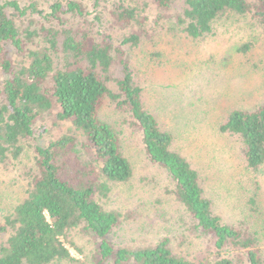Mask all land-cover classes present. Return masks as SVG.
<instances>
[{"label":"trees","instance_id":"obj_1","mask_svg":"<svg viewBox=\"0 0 264 264\" xmlns=\"http://www.w3.org/2000/svg\"><path fill=\"white\" fill-rule=\"evenodd\" d=\"M147 1L161 18L179 0ZM182 1L170 28L175 37L204 41L216 24L241 19L256 22L264 33V0ZM88 2L85 8L79 0H0V166L18 161L23 143L34 138L35 124L55 106L52 125L66 127L55 139L34 146L36 173L27 196L0 222V234H9L0 245V264L74 262L62 239L77 228L97 240L95 264H264V222L259 227L247 220L224 222L200 174L173 149L171 133L146 108L144 88L135 80L122 47L135 50L146 36L147 3ZM106 4L109 28L99 13ZM24 18L39 22V28L21 30L17 21ZM90 25L103 32L92 36ZM113 28L123 34L119 44L110 34ZM28 43L35 47L27 48ZM250 46L235 51L246 54ZM108 104L128 115L141 133L148 161L164 172L169 184L165 192L187 216V228L199 240L196 247L204 249L193 259L175 254L168 238L136 249L110 244L108 236L119 226L121 214L104 210L99 200L114 185L128 183L133 171L120 132L100 116ZM218 132L238 139L246 169L256 172L264 164V100L253 111H230ZM249 202L255 206L254 196Z\"/></svg>","mask_w":264,"mask_h":264},{"label":"rangeland","instance_id":"obj_2","mask_svg":"<svg viewBox=\"0 0 264 264\" xmlns=\"http://www.w3.org/2000/svg\"><path fill=\"white\" fill-rule=\"evenodd\" d=\"M79 1L85 8L90 5L88 0ZM125 1L135 6L131 0ZM143 1L147 3L146 36H142L139 48L122 49L135 80L144 88L146 108L171 133L173 149L200 174L216 214L228 224L247 220L249 224L253 222V227H259L264 222V164L256 172L246 169L240 142L219 134L218 127L230 111H253L264 100L261 27L250 19H241L237 24L218 23L208 39L191 41L175 37L170 31L176 22L174 16L182 11V0L161 18H157L158 12L151 3ZM109 8L106 4L99 10L105 28L110 27ZM17 24L21 30L37 29L40 25L31 22V18L20 19ZM89 30L92 36L103 32L98 25H90ZM110 32L114 43L119 44L123 39L121 31L113 28ZM246 43L251 44L248 53L235 51ZM26 47L35 46L28 43ZM3 80L0 75V85ZM56 108L35 124L34 138L23 143L24 152L18 161L6 168L0 166V222L27 196L32 175L36 173V143L55 139L66 128L52 125ZM100 116L120 132L122 150L133 171L128 183L114 185L108 196L99 200L104 210L121 214L119 226L108 236L110 244L115 249H136L168 238L175 254L193 259L204 249L196 247L199 240L188 230L187 216L176 210L172 196L165 192L168 182L164 172L148 161L141 133L131 125L128 115L118 114L109 104L103 107ZM253 196L255 206L249 202ZM8 237V233L0 234V245ZM62 241L75 259L62 264H95L97 240L92 235L77 228L70 230ZM262 250L264 255V246Z\"/></svg>","mask_w":264,"mask_h":264}]
</instances>
